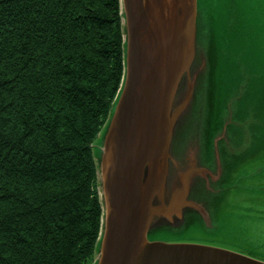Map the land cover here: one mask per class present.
<instances>
[{
	"label": "trees",
	"instance_id": "1",
	"mask_svg": "<svg viewBox=\"0 0 264 264\" xmlns=\"http://www.w3.org/2000/svg\"><path fill=\"white\" fill-rule=\"evenodd\" d=\"M123 44L119 0H0V264L92 260Z\"/></svg>",
	"mask_w": 264,
	"mask_h": 264
},
{
	"label": "water",
	"instance_id": "2",
	"mask_svg": "<svg viewBox=\"0 0 264 264\" xmlns=\"http://www.w3.org/2000/svg\"><path fill=\"white\" fill-rule=\"evenodd\" d=\"M119 4L123 73L99 139L101 217L95 264H264L224 248L146 238L149 214L138 213L148 206L140 197L145 166H154L149 171L154 182L148 187L154 183V203L161 205L154 207V223L160 217L171 220L169 215L177 216L191 203L194 172L206 171L197 163V148H187L182 165L171 159L169 147L180 118L191 107L194 86L208 72V58L195 53L196 0H119ZM182 81L187 82L186 92L177 102ZM228 123L221 121L219 128ZM193 164L197 169H191ZM179 191L183 199L175 203L171 198Z\"/></svg>",
	"mask_w": 264,
	"mask_h": 264
},
{
	"label": "rangeland",
	"instance_id": "3",
	"mask_svg": "<svg viewBox=\"0 0 264 264\" xmlns=\"http://www.w3.org/2000/svg\"><path fill=\"white\" fill-rule=\"evenodd\" d=\"M195 48L208 58V72L193 88L169 153L181 163L187 148L196 147L197 163L206 171L193 178L191 203L169 215L171 220L158 218L151 235L159 242L204 244L264 260V0H196ZM186 83H180L177 102ZM219 114L232 129L215 146V134L205 129L219 128ZM105 125L92 143L96 163ZM173 195L175 203L183 199V191Z\"/></svg>",
	"mask_w": 264,
	"mask_h": 264
},
{
	"label": "flooded vegetation",
	"instance_id": "4",
	"mask_svg": "<svg viewBox=\"0 0 264 264\" xmlns=\"http://www.w3.org/2000/svg\"><path fill=\"white\" fill-rule=\"evenodd\" d=\"M191 169H197V168L193 164ZM152 170H154V166L152 164L146 165L145 169L142 172V175L140 177V184L143 188L142 190H144L140 195L142 205L145 201L148 203V206L147 207H140L138 209L140 211L138 213L147 212L149 214L148 226L146 228V238L148 239V241L154 240V237L151 235L153 232V229H154V207L156 209H159L158 206H161V205H157L156 203H154V197L157 196V193L154 192V183L152 185H150V187H148L149 183L154 182V174H152V173L149 174V171H152ZM194 174L198 175V171H195ZM97 181H98V179H97ZM173 192L174 191H171V193H173ZM188 199H189V196H188ZM160 216H162V215H160Z\"/></svg>",
	"mask_w": 264,
	"mask_h": 264
},
{
	"label": "bare ground",
	"instance_id": "5",
	"mask_svg": "<svg viewBox=\"0 0 264 264\" xmlns=\"http://www.w3.org/2000/svg\"><path fill=\"white\" fill-rule=\"evenodd\" d=\"M231 110H228L227 112H225V113H228V112H230ZM189 114V113H188ZM187 114V115H188ZM226 115H231V112L229 113V114H225V116ZM216 120H218L219 121V123H220V120H222V116H220V114L218 115V117L216 118ZM200 123V128H201V130H203L202 128H204V126L205 125H203L201 122H199ZM216 125V124H215ZM218 125V124H217ZM215 128H217V126L215 127ZM219 128H217L216 130L213 128V127H210L209 126V128H206L205 130L207 131V132H209V133H211V132H213L214 134H215V140H214V145L215 146H217V143H218V140H219V137H220V134L222 135V136H225V131L226 130H223V131H219L218 130ZM212 130V131H211ZM211 140H213V137L211 138ZM189 147H191V148H193V149H196V147H192V146H189ZM200 157V156H199ZM171 159H172V156H171ZM183 163H184V160L181 162V164L183 165Z\"/></svg>",
	"mask_w": 264,
	"mask_h": 264
},
{
	"label": "crops",
	"instance_id": "6",
	"mask_svg": "<svg viewBox=\"0 0 264 264\" xmlns=\"http://www.w3.org/2000/svg\"><path fill=\"white\" fill-rule=\"evenodd\" d=\"M226 116H228V115H226ZM226 116H224V118L223 119H225V117ZM229 117V116H228ZM230 120H228L227 122H229ZM226 129H232V127H230L229 125H227L225 128H224V130H226Z\"/></svg>",
	"mask_w": 264,
	"mask_h": 264
}]
</instances>
